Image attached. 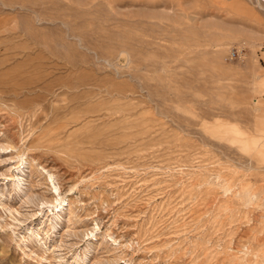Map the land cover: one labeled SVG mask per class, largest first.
<instances>
[{"label": "rangeland", "instance_id": "rangeland-1", "mask_svg": "<svg viewBox=\"0 0 264 264\" xmlns=\"http://www.w3.org/2000/svg\"><path fill=\"white\" fill-rule=\"evenodd\" d=\"M0 264H264V0H0Z\"/></svg>", "mask_w": 264, "mask_h": 264}, {"label": "bare ground", "instance_id": "bare-ground-1", "mask_svg": "<svg viewBox=\"0 0 264 264\" xmlns=\"http://www.w3.org/2000/svg\"><path fill=\"white\" fill-rule=\"evenodd\" d=\"M21 172V171H20ZM23 174V173H22ZM20 183V182H19ZM22 183V182H21Z\"/></svg>", "mask_w": 264, "mask_h": 264}, {"label": "built area", "instance_id": "built-area-1", "mask_svg": "<svg viewBox=\"0 0 264 264\" xmlns=\"http://www.w3.org/2000/svg\"><path fill=\"white\" fill-rule=\"evenodd\" d=\"M236 52L234 51V54H235Z\"/></svg>", "mask_w": 264, "mask_h": 264}]
</instances>
